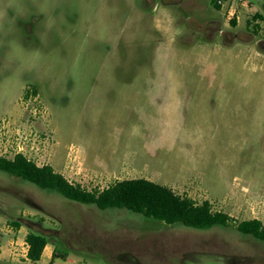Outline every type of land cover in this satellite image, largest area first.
<instances>
[{
    "label": "rangeland",
    "instance_id": "1",
    "mask_svg": "<svg viewBox=\"0 0 264 264\" xmlns=\"http://www.w3.org/2000/svg\"><path fill=\"white\" fill-rule=\"evenodd\" d=\"M215 1L0 0V155L90 191L146 178L264 225V0L230 20ZM0 212L57 264H264L252 236L99 210L3 171Z\"/></svg>",
    "mask_w": 264,
    "mask_h": 264
},
{
    "label": "trees",
    "instance_id": "2",
    "mask_svg": "<svg viewBox=\"0 0 264 264\" xmlns=\"http://www.w3.org/2000/svg\"><path fill=\"white\" fill-rule=\"evenodd\" d=\"M253 17L260 16L255 14ZM0 171L40 189L54 191L69 201L94 205L99 210L125 209L147 219L200 233L229 229L264 242V225L259 219L241 220L234 224L229 214L212 210L208 201L197 203L188 196L179 195L171 188L146 178L117 180L101 190L90 191L71 183L51 165L39 166L22 153H16L12 158L0 155ZM12 223L15 228L20 226L19 222ZM25 241L28 244L27 258L31 262L39 260L48 238L30 231L25 235ZM54 257L53 254L48 264H53Z\"/></svg>",
    "mask_w": 264,
    "mask_h": 264
},
{
    "label": "crops",
    "instance_id": "3",
    "mask_svg": "<svg viewBox=\"0 0 264 264\" xmlns=\"http://www.w3.org/2000/svg\"><path fill=\"white\" fill-rule=\"evenodd\" d=\"M131 161V160H130ZM97 164L101 167H105L107 162H102L96 160ZM63 175V174H62ZM243 195L241 190L233 189L229 191V198L235 200L236 197L239 198ZM2 210V209H1ZM5 215L0 212V262H7L9 264H28L31 261L27 258V250L28 244L25 241V235L28 233L27 231L23 230V226L20 225L18 228L14 229L12 232L13 227L6 224L4 222ZM24 231V232H22ZM9 233H18L19 235L11 236ZM20 233L23 235L20 236ZM55 245L52 244L49 240L48 243L45 245L41 257L39 260L35 261L38 262L43 260L44 262H49L52 258V255L55 253ZM66 255L64 257H54L53 264H57V259L67 260ZM78 260L74 258L72 264H77Z\"/></svg>",
    "mask_w": 264,
    "mask_h": 264
},
{
    "label": "built area",
    "instance_id": "4",
    "mask_svg": "<svg viewBox=\"0 0 264 264\" xmlns=\"http://www.w3.org/2000/svg\"><path fill=\"white\" fill-rule=\"evenodd\" d=\"M236 2H240L242 5L244 4L243 0H216L215 6L217 5L222 10V14L230 20L237 14Z\"/></svg>",
    "mask_w": 264,
    "mask_h": 264
}]
</instances>
